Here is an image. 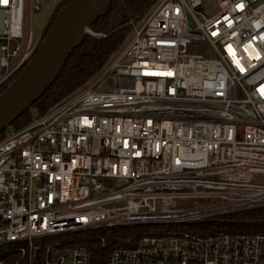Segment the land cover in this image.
<instances>
[{
    "label": "built area",
    "instance_id": "2783aa9c",
    "mask_svg": "<svg viewBox=\"0 0 264 264\" xmlns=\"http://www.w3.org/2000/svg\"><path fill=\"white\" fill-rule=\"evenodd\" d=\"M214 2L160 0L90 86L0 140V255L34 264L57 235L264 207V0ZM26 3L0 0V88L40 43ZM68 260L264 264V233H144L104 262L76 244L46 264Z\"/></svg>",
    "mask_w": 264,
    "mask_h": 264
},
{
    "label": "trees",
    "instance_id": "16d2710c",
    "mask_svg": "<svg viewBox=\"0 0 264 264\" xmlns=\"http://www.w3.org/2000/svg\"><path fill=\"white\" fill-rule=\"evenodd\" d=\"M68 1L61 0L58 3L42 34V39L48 35L59 11ZM159 1L112 0L108 12L90 26L93 33L87 32L82 44L70 52L50 87L33 106L0 133V140L10 131L19 130L28 125L35 118L43 116L92 83L132 38L135 28L144 23ZM7 87V85L1 87L0 94ZM138 226H114L54 236H65L70 239L61 244H51L49 238L39 240L34 264H46V259L54 255L56 251L66 254L76 244L85 246L91 252L94 261L104 262L115 249L133 248L139 243L144 233L138 231ZM174 230L179 234L187 232L202 236L224 233L250 235L264 233V207L180 223L175 225ZM0 259L15 264L17 254H1ZM20 262L23 263V259Z\"/></svg>",
    "mask_w": 264,
    "mask_h": 264
},
{
    "label": "water",
    "instance_id": "95a60500",
    "mask_svg": "<svg viewBox=\"0 0 264 264\" xmlns=\"http://www.w3.org/2000/svg\"><path fill=\"white\" fill-rule=\"evenodd\" d=\"M112 0H69L31 60L0 94V133L50 87L70 52L84 41L87 28L104 16Z\"/></svg>",
    "mask_w": 264,
    "mask_h": 264
},
{
    "label": "rangeland",
    "instance_id": "374dc122",
    "mask_svg": "<svg viewBox=\"0 0 264 264\" xmlns=\"http://www.w3.org/2000/svg\"><path fill=\"white\" fill-rule=\"evenodd\" d=\"M32 5H33V0H27L26 10H25V21H24L25 34H26V37H28L29 32H31L32 35L35 38L40 37V41H41L42 34L46 30L47 25H48V23L50 21V18L53 15V13H54V11H55L58 3H55L53 1L46 0V1H44V3L42 5L40 11L33 10ZM205 6H206L208 12H210V13L211 12H214V10H215V2H214V0H205ZM26 40H27V38L25 39V41ZM130 40L131 39H129V41L125 44V46L121 49V51L129 44ZM121 51H119V53ZM115 57L111 60V62L115 59ZM92 83H90L88 86H90ZM88 86H86L85 88H83L81 91H79L75 95L81 93ZM107 88H108V84H106V85H104L102 87L103 90H106ZM75 95H73L72 97H74ZM72 97H70V98H72ZM102 182L104 183V185L109 190L115 189L117 187V185H118L117 180L114 179V178H104V179H102ZM170 227H171V230H174L175 229V225H171L170 226V225H147V224H145V225H139L137 228H138V231L140 233H155V232H160V231L166 232V231L169 230ZM69 240L70 239H67L65 236H59V237H51V238H49V241L51 242V244H61L63 242H67ZM12 247H15V246H12ZM70 263L71 262L68 260V263L67 264H70Z\"/></svg>",
    "mask_w": 264,
    "mask_h": 264
}]
</instances>
